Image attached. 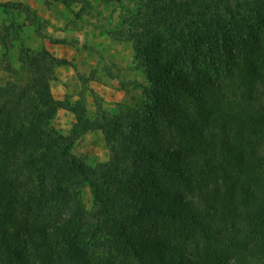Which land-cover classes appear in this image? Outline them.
<instances>
[{"label":"trees","instance_id":"trees-1","mask_svg":"<svg viewBox=\"0 0 264 264\" xmlns=\"http://www.w3.org/2000/svg\"><path fill=\"white\" fill-rule=\"evenodd\" d=\"M102 1L121 15L106 34L131 43L144 78L113 113L55 98L52 64L69 61L43 44L1 68L0 264H264V0ZM3 29L6 49L14 21ZM92 131L105 162L74 152Z\"/></svg>","mask_w":264,"mask_h":264},{"label":"rangeland","instance_id":"rangeland-1","mask_svg":"<svg viewBox=\"0 0 264 264\" xmlns=\"http://www.w3.org/2000/svg\"><path fill=\"white\" fill-rule=\"evenodd\" d=\"M7 1L28 4L39 18L36 20L31 13L25 20L23 13L0 7V30L3 31L14 21L13 31H16L7 37L8 42L12 43L10 46L5 49L0 44V84L12 78L10 73L1 69L5 62L19 68V45L36 49L44 41L52 48V55L69 61L67 64H52L54 78L50 87L53 96L74 102L77 95L82 93L91 117L99 113L98 107L108 114L113 113L117 102L134 93L131 85L126 86L131 90L130 94L121 89L127 81L136 79L139 83L144 82L141 70L135 64L131 43L116 40L105 32L113 29L120 20L117 3L90 0V7L86 8L81 7L86 5L84 3L66 6L65 0H0V4ZM77 12L80 13L79 17L76 16ZM31 22L38 27L37 33ZM50 39L63 42L51 45ZM19 78L25 81L26 71L21 70ZM62 113L56 114L52 123L59 132L68 134V114ZM74 152L86 155L87 161L92 164L107 161L109 154L100 131L81 136L74 145ZM82 204L90 211L92 194L88 187L82 191Z\"/></svg>","mask_w":264,"mask_h":264},{"label":"crops","instance_id":"crops-1","mask_svg":"<svg viewBox=\"0 0 264 264\" xmlns=\"http://www.w3.org/2000/svg\"><path fill=\"white\" fill-rule=\"evenodd\" d=\"M41 44H43L44 46H45V48L46 49H48L51 53H52V48H50L49 46H48V44L46 43V41H44L43 43H41ZM49 44H51V45H58V44H60V43H49ZM53 54V53H52ZM55 56V55H54ZM56 98H60L59 96L58 97H56ZM62 112H67V114H68V120H69V125H70V127L72 126V124L74 123V121H75V118H74V115L71 113V112H69V111H67V110H64V109H58L57 110V112H56V114H59V113H62ZM63 114V113H62Z\"/></svg>","mask_w":264,"mask_h":264}]
</instances>
